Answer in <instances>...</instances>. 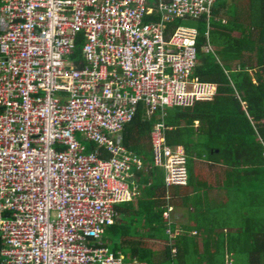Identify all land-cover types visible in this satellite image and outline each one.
Segmentation results:
<instances>
[{
    "label": "built area",
    "instance_id": "built-area-1",
    "mask_svg": "<svg viewBox=\"0 0 264 264\" xmlns=\"http://www.w3.org/2000/svg\"><path fill=\"white\" fill-rule=\"evenodd\" d=\"M216 1L0 0V264H137L101 239L138 173L187 184L162 120L215 87L192 77L197 30L175 21L203 18L207 39ZM139 106L160 119L149 166L122 144Z\"/></svg>",
    "mask_w": 264,
    "mask_h": 264
},
{
    "label": "trees",
    "instance_id": "trees-1",
    "mask_svg": "<svg viewBox=\"0 0 264 264\" xmlns=\"http://www.w3.org/2000/svg\"><path fill=\"white\" fill-rule=\"evenodd\" d=\"M209 27L208 41L214 54L202 50L207 42L206 21H196L192 77L212 84L214 94L191 106L166 109L162 120L166 143L180 145L185 152L187 184L168 188L166 199L160 169L151 166L147 172L138 173V192L133 199L136 209L133 200L120 204V221L107 227L101 239L103 246L115 254L121 251L128 260L146 264H264V0H217ZM80 45L79 38L72 59L79 58ZM157 114L147 119L139 106L122 132V144L148 166L153 160L150 131L160 121ZM196 121L200 126L194 129ZM93 147L91 144L86 150ZM203 161L217 169L215 176L223 190L222 199L212 202L208 213L228 216L227 228L231 220L233 232L211 242L204 238L202 253L195 238L183 235L174 240V256L169 246L160 257L155 256L144 246V238L166 244L170 241L164 233L162 212L168 200L176 203L177 194L171 189L184 190L196 184L200 173L195 166L203 165ZM222 221L226 220L219 219L218 224Z\"/></svg>",
    "mask_w": 264,
    "mask_h": 264
},
{
    "label": "crops",
    "instance_id": "crops-1",
    "mask_svg": "<svg viewBox=\"0 0 264 264\" xmlns=\"http://www.w3.org/2000/svg\"><path fill=\"white\" fill-rule=\"evenodd\" d=\"M222 22L224 23L225 21L223 20ZM206 40L207 42L205 43V45L208 43L211 46L212 50L214 51L215 49L209 43L208 41L209 39L207 38ZM205 53H208V52H205ZM209 53H212V52H209ZM196 125L197 127H195ZM198 125L200 126V123L196 121L195 125L193 126L194 129H197ZM172 146H180V145H172ZM195 161L197 163L201 162L197 160ZM202 164L203 165L195 166V171L198 174L200 173L198 175V181L196 182V184H193L188 189L184 188V190H182L183 188H177V187H174L171 189L172 192H175L177 194L176 201H175L176 203L175 205L170 204L168 203L169 201L168 200L163 210L164 211L167 210L166 209L167 207L171 208L169 219L168 220L164 219L162 216L163 220L165 221L164 233L166 234V236L168 237V240L170 241L167 242V244L163 242V247L156 249V250L153 249L151 246L144 245L145 247L147 246L148 248H151L155 252L156 254L155 256L158 255L160 257L162 255L161 253L164 251V248L166 246H169L170 252L172 256H174L176 254V248L173 245L175 242L174 240L183 235H190V237L195 238L197 249L200 253H202L204 251L203 245H202V241L204 240V238L206 239L209 238L211 242L217 236L229 235L231 234V232H233V229L230 228L231 220L229 222L230 223L229 228H227V222L230 219L228 216H224L220 218V215H213L211 213H208L209 205L211 206L212 202H218L219 199H222L223 190L219 188L220 187L219 185L221 184V182L220 184H218V180L220 178H216L215 176L217 169L215 170L214 168L211 167V165L205 164L204 161L202 162ZM143 172H147V170ZM135 184L138 185L136 181H135ZM185 189L187 191H185ZM168 191L169 189H166V199H169ZM137 192L135 193V196L137 195ZM181 194L184 196L181 197L180 196ZM135 196L132 197L128 201H132L135 198ZM132 203H133L132 204L133 208L136 209L137 207L136 201L133 200ZM118 206H117V211L119 213V216L114 222V224L119 222L121 219V212L119 211ZM219 219L226 220V221H224V223L222 221V225H219L218 224ZM143 232H145L147 235L151 234V232L149 233L147 230H144ZM146 239L147 238H144L143 240L145 244H146ZM111 253H113L115 256H122L123 261L125 263L136 262L137 264H146L144 262H138L136 259H132V260L126 259L121 251L120 252L118 251L116 254L113 251ZM239 262L241 263V260ZM242 263H244V260L242 261ZM225 264H228V263L225 262Z\"/></svg>",
    "mask_w": 264,
    "mask_h": 264
},
{
    "label": "rangeland",
    "instance_id": "rangeland-1",
    "mask_svg": "<svg viewBox=\"0 0 264 264\" xmlns=\"http://www.w3.org/2000/svg\"><path fill=\"white\" fill-rule=\"evenodd\" d=\"M227 2H230V0H227ZM176 25L196 28V21L190 20V19H187V20H179ZM195 127H197V125ZM198 127H199V125H198ZM83 145L86 147V149H88V148H90V145L91 144L89 142H83ZM132 185L133 184L130 182V188L131 189H132ZM146 245L147 246H151L153 249L156 250V249H159V248H162L163 247V242L157 241V240H153V239H147L146 240Z\"/></svg>",
    "mask_w": 264,
    "mask_h": 264
},
{
    "label": "clouds",
    "instance_id": "clouds-1",
    "mask_svg": "<svg viewBox=\"0 0 264 264\" xmlns=\"http://www.w3.org/2000/svg\"><path fill=\"white\" fill-rule=\"evenodd\" d=\"M113 225V224H112ZM112 225H110V226H112ZM109 227V226H108ZM105 231H106V229H105ZM1 243V242H0Z\"/></svg>",
    "mask_w": 264,
    "mask_h": 264
}]
</instances>
